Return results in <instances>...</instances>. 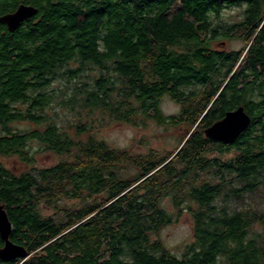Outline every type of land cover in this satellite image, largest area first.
<instances>
[{
    "label": "trees",
    "instance_id": "16d2710c",
    "mask_svg": "<svg viewBox=\"0 0 264 264\" xmlns=\"http://www.w3.org/2000/svg\"><path fill=\"white\" fill-rule=\"evenodd\" d=\"M244 1L240 23L221 18ZM20 4L37 12L14 31L0 23V204L29 256L0 264H264V208L234 203L264 199V0H0V15ZM222 38L246 45L214 48ZM88 71L93 83L66 104L187 134L171 152L143 154L95 138L91 121L63 131L47 113L57 95L48 88ZM165 96L176 114L163 112ZM239 105L251 124L238 139L205 136ZM40 151L60 160L38 167ZM7 157L29 168L14 172ZM165 198L193 222L181 257L152 237L174 220Z\"/></svg>",
    "mask_w": 264,
    "mask_h": 264
},
{
    "label": "rangeland",
    "instance_id": "374dc122",
    "mask_svg": "<svg viewBox=\"0 0 264 264\" xmlns=\"http://www.w3.org/2000/svg\"><path fill=\"white\" fill-rule=\"evenodd\" d=\"M241 16V10L239 8H227L221 13V18L226 23L236 21ZM224 40L223 44L221 43ZM246 45L245 40L237 38L218 39L214 41V48L221 50H238ZM99 70L94 71V75H99ZM91 72H86L81 78L72 79L68 81L67 78H59L48 91H57L55 99L47 113L51 115L57 125L63 130L69 133L71 136L75 134V126L80 123H88L91 121L93 128L90 129V133L97 139L104 140L112 147L118 149H126L134 153H146L150 150H157L166 154L173 151L179 145V141L187 134L186 126L174 127L167 124H159L153 119H146L142 121V117H137L134 123H125L114 121L109 118L97 117V113H91L87 109H83L80 105L70 106L66 104L68 94H71L73 88L83 86L85 84H92L93 82ZM66 90V94L61 96V92ZM162 110L165 114H176L179 111L180 106L172 101L168 96L162 99ZM144 119V118H143ZM15 126L26 129L31 128L32 125L25 122L17 123ZM34 151L39 150L41 145L39 143H33ZM232 153L226 154L227 157ZM35 165L38 167L51 166L56 164L60 157L53 153L40 151L35 154ZM1 161L12 171L21 172L29 167L24 165L17 157L2 158ZM72 204V200H65L63 204ZM237 208H243L248 204L258 205L260 208H264V199L253 196H245L243 200L234 202ZM167 211L174 215V220L163 226L152 237L154 239L161 240L162 244L174 253L176 256L186 252V246L193 240V222L188 211L182 210L179 216H176L177 211L173 207L169 198H165L162 202ZM53 210L44 209L45 214H51Z\"/></svg>",
    "mask_w": 264,
    "mask_h": 264
},
{
    "label": "water",
    "instance_id": "95a60500",
    "mask_svg": "<svg viewBox=\"0 0 264 264\" xmlns=\"http://www.w3.org/2000/svg\"><path fill=\"white\" fill-rule=\"evenodd\" d=\"M16 10L0 15V23L5 24L10 31L16 30L25 20L30 19L37 8L30 4H20ZM224 116L206 127L204 134L207 138L232 144L250 126L251 117L247 114L243 105H239ZM12 224L6 212L5 206L0 204V237L3 245L0 246V260L11 261L16 258L26 259L29 253L24 246H20L10 240Z\"/></svg>",
    "mask_w": 264,
    "mask_h": 264
},
{
    "label": "flooded vegetation",
    "instance_id": "af4514ba",
    "mask_svg": "<svg viewBox=\"0 0 264 264\" xmlns=\"http://www.w3.org/2000/svg\"><path fill=\"white\" fill-rule=\"evenodd\" d=\"M234 7H237V8H239V10H241V16L236 21L231 22V24L232 23L238 24V23H240L241 19L244 18L243 16H245L244 10L248 7V2L244 1L242 5H234L231 8H234ZM222 39H229V38H222ZM223 41L224 40H222V42H221L222 44L224 43Z\"/></svg>",
    "mask_w": 264,
    "mask_h": 264
}]
</instances>
